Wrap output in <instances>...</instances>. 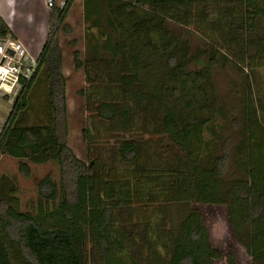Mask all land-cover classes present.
<instances>
[{
	"label": "trees",
	"instance_id": "1",
	"mask_svg": "<svg viewBox=\"0 0 264 264\" xmlns=\"http://www.w3.org/2000/svg\"><path fill=\"white\" fill-rule=\"evenodd\" d=\"M65 1L49 8L35 71L0 130V157L27 177L28 163L51 162L58 178L45 175L21 210L15 177L0 175V264H237L191 205L224 206L250 264H264V123L252 89L236 139L212 123L227 110L219 63L264 68V0H83L87 55L74 51L73 62L87 107L111 133L83 129L85 159L67 144ZM0 38H13L1 17ZM40 91L43 116L27 124Z\"/></svg>",
	"mask_w": 264,
	"mask_h": 264
},
{
	"label": "rangeland",
	"instance_id": "2",
	"mask_svg": "<svg viewBox=\"0 0 264 264\" xmlns=\"http://www.w3.org/2000/svg\"><path fill=\"white\" fill-rule=\"evenodd\" d=\"M5 0H0V5H4ZM16 7L22 8L19 4L21 0H14ZM27 1V0H26ZM26 7L31 12V18L28 17L27 10L23 9V17L21 22L27 24L29 29L32 22L37 23L38 27L44 25L46 37L33 45L27 52L30 59H35L37 54L43 49L49 31V22H46L50 9L45 6V0H31ZM60 2V1H59ZM56 2L55 4H59ZM264 6V5H263ZM33 23V26H34ZM70 30L69 32H61L59 45L63 52L62 72L66 77V102H67V120L69 132L67 136V144L79 158L85 159V143L82 138V130L88 129L93 135L100 137H109L111 133L104 131L98 127L99 120L95 116L91 108L86 105L84 94L81 90L88 88L85 81L83 69L75 68L73 57L74 51L80 53V58L87 55V32L86 28L89 23L84 20L83 16V0H73L67 9V15L64 21ZM32 26V27H33ZM219 67L214 73V82L216 84L217 93L226 103V112L218 114L212 123L216 125V133H221V138L228 135L236 139V128L234 123H245L244 105L246 102L248 89H252L249 98L257 104V111L262 123H264V114L260 111V107L264 109V68L254 70L253 73L248 70L238 71L230 63H219ZM36 89V88H35ZM20 90V89H19ZM16 90L14 94L3 96L0 93V130L5 125L7 116L12 105L19 94ZM37 96L29 98L30 104L27 111L25 123H36L41 119L45 97L43 93H36ZM251 95L253 97H251ZM96 101V100H95ZM93 107V105H90ZM89 123H92L90 125ZM114 140V138H113ZM31 170L27 177L19 170V162L8 156L0 157V175L2 173L14 176L18 184V197L20 199V209L27 210L35 205L37 200L38 182L45 176L50 175L58 178V170L55 164L49 162L46 164L28 163ZM196 207L203 216L204 224L208 230L211 245L219 249L223 254L231 251L235 255L237 264H250V258L244 249L237 243L233 230L228 224L227 211L224 206L211 205H191ZM213 264H226L225 257L215 261Z\"/></svg>",
	"mask_w": 264,
	"mask_h": 264
},
{
	"label": "built area",
	"instance_id": "3",
	"mask_svg": "<svg viewBox=\"0 0 264 264\" xmlns=\"http://www.w3.org/2000/svg\"><path fill=\"white\" fill-rule=\"evenodd\" d=\"M48 8L55 0H45ZM65 0L58 4L60 8L67 6ZM36 61L27 56L25 47L13 38H0V93L11 95L21 87L20 79H28L35 71Z\"/></svg>",
	"mask_w": 264,
	"mask_h": 264
},
{
	"label": "crops",
	"instance_id": "4",
	"mask_svg": "<svg viewBox=\"0 0 264 264\" xmlns=\"http://www.w3.org/2000/svg\"><path fill=\"white\" fill-rule=\"evenodd\" d=\"M61 0H56V2H59ZM31 3V0H21L19 4H22V8L19 7V9L16 7V3L14 0H5L4 5H0V17L3 20V22L7 25L9 30L11 31L13 35V39L18 40L26 49V51H29V49L35 45L37 42L40 43L45 37H46V30L43 24H41L40 27H38L37 23L32 22V25L28 29L26 25L21 22L23 17V9L27 10L28 17L31 18V12L24 7L27 6V3ZM46 6V3H45ZM46 22H49V15L47 16ZM34 23V26H33ZM33 26V27H32ZM45 30V32H44ZM39 54V53H38ZM37 54V56H38ZM37 58V57H36ZM33 59V60H36Z\"/></svg>",
	"mask_w": 264,
	"mask_h": 264
}]
</instances>
